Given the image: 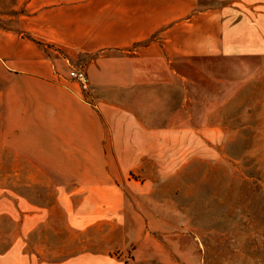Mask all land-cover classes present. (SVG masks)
Segmentation results:
<instances>
[{"label":"rangeland","instance_id":"1","mask_svg":"<svg viewBox=\"0 0 264 264\" xmlns=\"http://www.w3.org/2000/svg\"><path fill=\"white\" fill-rule=\"evenodd\" d=\"M108 2L125 41L66 71L77 87L68 71L86 73L103 151L40 145L33 131L26 146L0 139L12 264H264V13L243 0ZM27 3L0 0V15ZM10 245L0 232V251Z\"/></svg>","mask_w":264,"mask_h":264},{"label":"crops","instance_id":"2","mask_svg":"<svg viewBox=\"0 0 264 264\" xmlns=\"http://www.w3.org/2000/svg\"><path fill=\"white\" fill-rule=\"evenodd\" d=\"M243 3L264 13V0ZM27 5L33 7L27 14L0 15V139L10 145L14 136L26 146V132L33 131L32 138L43 140L40 145L51 141L54 147L56 140H67L69 153H100L107 135L97 113L81 100L79 86L66 78L67 60L90 57L99 49L97 43L125 41L117 38L122 16L108 0H28ZM259 23L264 42V14ZM76 139L79 146L69 144ZM3 216L11 222L7 198L0 199ZM20 231L25 234L27 228ZM0 232L11 243L1 249L0 264H12L18 256L16 250L13 254V232Z\"/></svg>","mask_w":264,"mask_h":264},{"label":"built area","instance_id":"3","mask_svg":"<svg viewBox=\"0 0 264 264\" xmlns=\"http://www.w3.org/2000/svg\"><path fill=\"white\" fill-rule=\"evenodd\" d=\"M68 75L72 80L78 83L82 90H88V80L84 70L71 68L68 71Z\"/></svg>","mask_w":264,"mask_h":264}]
</instances>
